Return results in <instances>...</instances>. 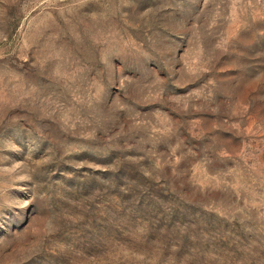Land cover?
I'll return each mask as SVG.
<instances>
[{"label":"rangeland","instance_id":"374dc122","mask_svg":"<svg viewBox=\"0 0 264 264\" xmlns=\"http://www.w3.org/2000/svg\"><path fill=\"white\" fill-rule=\"evenodd\" d=\"M0 264H264V0H0Z\"/></svg>","mask_w":264,"mask_h":264}]
</instances>
